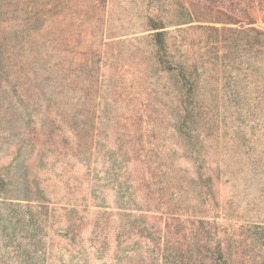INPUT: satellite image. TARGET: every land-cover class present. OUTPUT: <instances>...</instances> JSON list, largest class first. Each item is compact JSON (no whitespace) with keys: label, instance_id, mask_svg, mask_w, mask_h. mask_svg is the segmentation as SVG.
Here are the masks:
<instances>
[{"label":"trees","instance_id":"1","mask_svg":"<svg viewBox=\"0 0 264 264\" xmlns=\"http://www.w3.org/2000/svg\"><path fill=\"white\" fill-rule=\"evenodd\" d=\"M9 224L0 264H264V26L0 0V244Z\"/></svg>","mask_w":264,"mask_h":264},{"label":"rangeland","instance_id":"2","mask_svg":"<svg viewBox=\"0 0 264 264\" xmlns=\"http://www.w3.org/2000/svg\"><path fill=\"white\" fill-rule=\"evenodd\" d=\"M210 5H225L232 7L234 10H246L249 13H252L253 17L256 19L257 25L264 26V0H203ZM5 234V235H4ZM5 236L4 243L1 245H6L9 250V256L12 259H15V252L12 250V246H16L18 242H22L25 239V236L29 234L28 227L24 228H14L13 225L9 224L7 232H4ZM23 234L22 239L20 236ZM26 240V239H25ZM23 243V242H22Z\"/></svg>","mask_w":264,"mask_h":264}]
</instances>
